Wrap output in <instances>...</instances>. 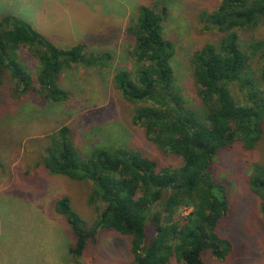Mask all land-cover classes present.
<instances>
[{"label": "trees", "instance_id": "trees-1", "mask_svg": "<svg viewBox=\"0 0 264 264\" xmlns=\"http://www.w3.org/2000/svg\"><path fill=\"white\" fill-rule=\"evenodd\" d=\"M179 2L153 0L137 9L124 30L132 66L117 70L113 79L122 98L138 105L132 124L143 128L144 140L173 155L177 164L160 165L119 146L80 157L67 125L49 135L39 167L49 175L89 182L88 204L101 208L87 225L67 196L53 202L71 237L62 264H78L101 231L128 236L129 257L122 264H205L208 251L225 264L241 252L235 248L238 242L219 233L230 198L227 182L214 176L213 163L235 148L249 151L264 133V37L256 32L264 26V0H215L213 8L201 10L193 4L192 15L197 13L204 29L215 32L214 41L200 44L189 60L198 110L189 106L175 77L176 47L164 35V22ZM247 30L252 33L244 42L239 32ZM22 44L37 59L35 76L14 59ZM84 50L80 44L59 49L26 22L6 16L0 22V86L8 76L17 97L31 90L64 100L56 74L64 64L94 65ZM244 166L264 212V164L246 159Z\"/></svg>", "mask_w": 264, "mask_h": 264}, {"label": "rangeland", "instance_id": "rangeland-1", "mask_svg": "<svg viewBox=\"0 0 264 264\" xmlns=\"http://www.w3.org/2000/svg\"><path fill=\"white\" fill-rule=\"evenodd\" d=\"M57 1L0 0V22L6 16H14L29 23L59 49L84 45V53L92 57L88 61L95 63L88 66L73 62L60 68L57 84L66 95L60 101L31 90L17 97L11 89V79L4 76L1 80L0 264H62L60 259L66 255L71 237L68 224L54 212L53 202L60 196L70 199L71 208L87 225L101 210L88 204L89 182L49 175L39 167L49 135L60 125H67L72 131V145L80 157L97 148L119 146L139 151L160 165L178 162L173 155L144 140L143 128L132 124L138 105L126 102L113 80L117 70L132 66L131 47L124 30L135 18L137 9L153 0ZM214 2L183 0L164 22V35L176 47L172 59L175 77L188 97L189 106L196 110L199 105L191 93L189 60L200 44L214 41L215 32L204 29L197 13L192 15L196 8L193 4L201 10L213 8ZM256 32L264 37V26ZM251 33L247 30L239 32V36L245 42ZM15 57L23 70L35 76L37 59L23 44ZM246 159L264 164V133L249 151L235 148L229 154L218 155L213 163L214 176L227 182L230 198L229 214L221 221L219 233L232 237L237 246L240 244L235 248L241 249L225 264H264V212L260 209L261 201H257L248 186ZM128 248V236L101 231L77 262L126 263ZM204 259L205 264H222L209 251L204 253Z\"/></svg>", "mask_w": 264, "mask_h": 264}, {"label": "crops", "instance_id": "crops-1", "mask_svg": "<svg viewBox=\"0 0 264 264\" xmlns=\"http://www.w3.org/2000/svg\"><path fill=\"white\" fill-rule=\"evenodd\" d=\"M56 2L55 3H57V2H59V1H57V0H55ZM27 24H29V23H27ZM30 25V24H29Z\"/></svg>", "mask_w": 264, "mask_h": 264}]
</instances>
